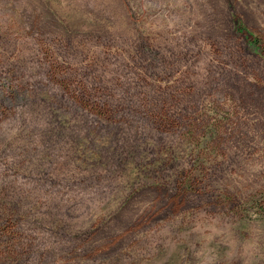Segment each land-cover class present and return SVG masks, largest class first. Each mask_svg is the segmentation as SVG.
Masks as SVG:
<instances>
[{"label":"rangeland","instance_id":"1","mask_svg":"<svg viewBox=\"0 0 264 264\" xmlns=\"http://www.w3.org/2000/svg\"><path fill=\"white\" fill-rule=\"evenodd\" d=\"M0 264H264V0H0Z\"/></svg>","mask_w":264,"mask_h":264},{"label":"trees","instance_id":"2","mask_svg":"<svg viewBox=\"0 0 264 264\" xmlns=\"http://www.w3.org/2000/svg\"><path fill=\"white\" fill-rule=\"evenodd\" d=\"M189 180H192V179L190 178ZM8 229H12V230H13L14 228H13V227H9V228H7V230H8Z\"/></svg>","mask_w":264,"mask_h":264}]
</instances>
